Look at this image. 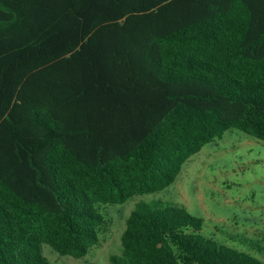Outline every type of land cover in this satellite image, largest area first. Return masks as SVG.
I'll use <instances>...</instances> for the list:
<instances>
[{
	"label": "trees",
	"instance_id": "trees-1",
	"mask_svg": "<svg viewBox=\"0 0 264 264\" xmlns=\"http://www.w3.org/2000/svg\"><path fill=\"white\" fill-rule=\"evenodd\" d=\"M264 140V0H0V264L99 244L231 129ZM114 264H264L138 204Z\"/></svg>",
	"mask_w": 264,
	"mask_h": 264
},
{
	"label": "rangeland",
	"instance_id": "rangeland-1",
	"mask_svg": "<svg viewBox=\"0 0 264 264\" xmlns=\"http://www.w3.org/2000/svg\"><path fill=\"white\" fill-rule=\"evenodd\" d=\"M141 203L153 210L183 207L203 219L205 235L264 261V140L227 130L191 156L165 189L125 203L100 204L108 223L87 255H62L47 243L44 255L55 264H114L112 256L122 255L127 218Z\"/></svg>",
	"mask_w": 264,
	"mask_h": 264
}]
</instances>
